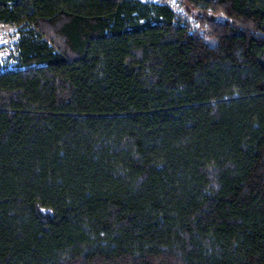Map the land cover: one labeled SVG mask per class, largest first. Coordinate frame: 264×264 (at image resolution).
Returning <instances> with one entry per match:
<instances>
[{"label": "trees", "instance_id": "16d2710c", "mask_svg": "<svg viewBox=\"0 0 264 264\" xmlns=\"http://www.w3.org/2000/svg\"><path fill=\"white\" fill-rule=\"evenodd\" d=\"M0 0V264H264V0Z\"/></svg>", "mask_w": 264, "mask_h": 264}, {"label": "rangeland", "instance_id": "374dc122", "mask_svg": "<svg viewBox=\"0 0 264 264\" xmlns=\"http://www.w3.org/2000/svg\"><path fill=\"white\" fill-rule=\"evenodd\" d=\"M169 5L178 15L189 22L192 27H197L195 21L202 11L193 8L190 0H153ZM15 28L10 25H0V70L8 66V58L12 54V47L15 42Z\"/></svg>", "mask_w": 264, "mask_h": 264}]
</instances>
